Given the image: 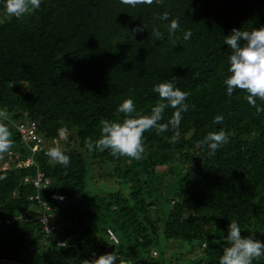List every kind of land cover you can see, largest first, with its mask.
Returning a JSON list of instances; mask_svg holds the SVG:
<instances>
[{"label":"trees","instance_id":"1","mask_svg":"<svg viewBox=\"0 0 264 264\" xmlns=\"http://www.w3.org/2000/svg\"><path fill=\"white\" fill-rule=\"evenodd\" d=\"M165 10L191 30L190 40L173 47L166 28L155 22L165 38L153 42V13ZM142 22L149 28L133 33ZM261 26L264 0H165L137 8L119 0H42L34 13L0 24V110L13 140L11 149L0 153L8 164L0 169L5 177L0 180V218L10 219L0 229V258L86 264L108 253L110 228L122 264H163L172 240L186 251L196 249L184 264H218L233 219L242 235L252 232L264 241V112L256 113L245 90L227 96L223 84L231 52L224 36L233 28ZM173 77L189 93L190 107L178 129L146 131L139 160L116 156L121 165L111 169L119 181L130 183L125 192L93 193L91 162L115 158L108 150H87L86 142L100 136V121L122 120L116 109L129 97L140 113L149 114L159 101L153 85ZM257 104L264 107V101L257 99ZM173 111L165 109L161 122ZM216 114L224 116L222 123H212ZM24 119L38 123L46 144L58 141L61 127L74 132L80 150L68 149V166L52 164L43 151L35 165H15L31 153V144L14 126ZM221 129L229 141L208 157L199 142ZM174 161L175 170L169 169L162 185L157 168ZM36 165L52 179L40 196L68 245L44 238L38 222L42 205L27 199L35 188L22 177L34 175ZM151 247L156 256L149 255ZM253 264H264V257Z\"/></svg>","mask_w":264,"mask_h":264},{"label":"clouds","instance_id":"2","mask_svg":"<svg viewBox=\"0 0 264 264\" xmlns=\"http://www.w3.org/2000/svg\"><path fill=\"white\" fill-rule=\"evenodd\" d=\"M123 5L131 8L138 6H159L165 0H119ZM42 0H0V24H4L11 18L23 19L27 15L40 9ZM154 26L151 28L153 42L164 39V33L155 22H159L167 30L169 43L176 47L179 41L190 40L192 32L185 30L178 17H172L167 10L154 12ZM149 28L144 22L132 29V32L143 31ZM224 43L231 52L228 56V68L223 84L226 86V95L231 97L235 89L245 90V99L252 105L256 113L264 112V107L257 104V99L264 101V26L251 30L233 28L229 35L224 36ZM152 91L158 94L159 101L154 104L149 114L140 113L132 98L124 99L118 104L116 111L123 114L122 120L102 119L100 121V136L95 140H88L86 147L89 153L93 151L103 152L108 150L112 156H126L135 160L142 158L145 151L143 134L154 129L157 134L165 132L171 127L176 130L180 125L183 113L189 110L190 105L186 102L189 93L177 86L175 78L156 83ZM172 108L174 111L166 122H161L165 109ZM8 117L0 110V153L9 151L13 145L12 133L7 121ZM224 120L222 114L213 117V124H220ZM58 136L63 140L68 139V130L61 127ZM178 136L179 133L177 132ZM229 136L223 130L209 131L199 144L206 148L208 157L216 154L224 144L228 143ZM68 149L57 143L48 147L46 155L52 164L68 166L70 156ZM5 179L0 175V180ZM54 198L63 199L62 195ZM241 225L237 220L229 221L225 246L219 256L218 264H253V260L264 257V241L254 237L252 232L248 235L241 234ZM86 264H122L120 257L113 252L95 256L86 260Z\"/></svg>","mask_w":264,"mask_h":264},{"label":"built area","instance_id":"3","mask_svg":"<svg viewBox=\"0 0 264 264\" xmlns=\"http://www.w3.org/2000/svg\"><path fill=\"white\" fill-rule=\"evenodd\" d=\"M15 128L19 133L20 137L26 144H31L30 149L31 153L24 159L17 161L15 163L16 166L19 167H28L31 165H35V157L40 151H43L46 154L47 145L43 140V137L37 132L38 123L32 119H24L15 123ZM22 181L24 183H31L35 188L34 193L30 194L27 199L28 200H36L42 205V212L38 216V222L41 225L43 236L45 239L53 238L57 245L65 246L68 245L69 242L67 239H63L61 237L62 226L56 222L51 220V215L49 214L50 206L41 200L40 191L45 189L48 185L52 183L51 177L47 176L43 170H41L36 165V172L34 175H25L22 177ZM10 219H1L0 218V229L9 225ZM107 233L109 238L112 241V244L115 246L118 244V238L112 229L108 228ZM204 245V244H203ZM157 249L151 250V256L157 255ZM200 264H205V262H201Z\"/></svg>","mask_w":264,"mask_h":264},{"label":"rangeland","instance_id":"4","mask_svg":"<svg viewBox=\"0 0 264 264\" xmlns=\"http://www.w3.org/2000/svg\"><path fill=\"white\" fill-rule=\"evenodd\" d=\"M22 91H25L24 88H21ZM68 139L63 140L58 136V141H51L49 140L46 145L48 146H54L57 143L62 145L63 147L67 149H79V145L77 142V139L74 136V132L68 131ZM80 150V149H79ZM177 161H179L177 159ZM179 163V162H177ZM176 164V162H172L169 164H164L162 166H159L157 168V172L159 174V179H161V184L164 185V183L170 178L171 171L169 169L173 168V165ZM118 165H121V160L116 158L108 159L106 163H103L101 160H94V162H91L90 169L88 171V175L90 176V186L93 193L97 195H106L108 192H117L122 191L125 192L128 189V185L130 183L128 182H121L117 177L112 173L113 167H116ZM179 165L185 166L181 163ZM8 164L6 163V160H3L0 157V169L6 168ZM172 170H175L174 168ZM107 234V231H106ZM107 243L111 242L109 235L107 234ZM177 240H172V242H168L165 246V255H166V262H163V264H184V261H186L188 258L192 256V254L196 251V249H192L191 252L186 251L184 247L181 246ZM156 248H150L149 255H151V250ZM25 264V263H24Z\"/></svg>","mask_w":264,"mask_h":264},{"label":"water","instance_id":"5","mask_svg":"<svg viewBox=\"0 0 264 264\" xmlns=\"http://www.w3.org/2000/svg\"><path fill=\"white\" fill-rule=\"evenodd\" d=\"M104 248L108 252H112L115 247H114L113 244H110L108 246H105ZM0 264H24V263H21V262H18V261H13V260H7V259H4V258H0Z\"/></svg>","mask_w":264,"mask_h":264}]
</instances>
